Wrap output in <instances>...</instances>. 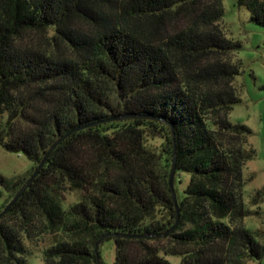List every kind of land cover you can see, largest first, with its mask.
<instances>
[{
    "label": "trees",
    "instance_id": "16d2710c",
    "mask_svg": "<svg viewBox=\"0 0 264 264\" xmlns=\"http://www.w3.org/2000/svg\"><path fill=\"white\" fill-rule=\"evenodd\" d=\"M235 2L264 25V0ZM222 16L221 0H0V146L32 162L23 175L0 174V214L58 141L0 215L5 264H27L34 214L63 235L45 264H108L95 252L105 233L120 234L102 239H113L112 264L262 256L239 224L253 150L250 129L228 119L239 97L227 57L239 45ZM66 190L78 194L67 205ZM176 206V228L158 235Z\"/></svg>",
    "mask_w": 264,
    "mask_h": 264
},
{
    "label": "rangeland",
    "instance_id": "374dc122",
    "mask_svg": "<svg viewBox=\"0 0 264 264\" xmlns=\"http://www.w3.org/2000/svg\"><path fill=\"white\" fill-rule=\"evenodd\" d=\"M223 16L218 21L224 36L237 43L239 47L231 48L227 58L233 62L237 74L229 80L234 89V95L239 97L228 113V119L240 123L250 129L246 134L248 145L253 155L243 167V202L249 213L239 224L253 233L255 239L264 246V25L253 22L250 13L244 6L236 4L235 0H221ZM183 19L173 21L174 25L183 24ZM61 47L57 43L56 48ZM211 59H209L210 61ZM159 140L154 139L151 148L158 151ZM32 162L20 153H13L0 146V174L6 178L23 175ZM186 183V176H182ZM260 192V198L253 202L254 196ZM75 191L64 192L65 205L76 201ZM30 231V236L24 240L27 264H45L44 251L59 239L63 238L60 231L49 230L40 215H36ZM11 218L4 221L11 222ZM104 261L112 264L115 247L113 239L101 241L98 245ZM100 257V256H99ZM172 264H178L177 256H165ZM245 264H264V253L260 258L248 257ZM14 262V261H13ZM0 264H5L0 255Z\"/></svg>",
    "mask_w": 264,
    "mask_h": 264
},
{
    "label": "water",
    "instance_id": "95a60500",
    "mask_svg": "<svg viewBox=\"0 0 264 264\" xmlns=\"http://www.w3.org/2000/svg\"><path fill=\"white\" fill-rule=\"evenodd\" d=\"M58 143V141H56L55 143H53L49 150L46 152L45 156L43 157L42 161L38 164V166L36 167V169L34 170V172L32 173V175L30 176V178L26 181V183L24 185H22V187L19 189V191L16 193V195L13 197V199L8 203V205L5 207V209L2 211V213H4L14 202L15 200L18 198V196L21 194V192L27 187V185L32 181V179L35 177V175L37 174L38 170L40 169V167L43 165L44 163V159L45 157L49 154V152L52 150V148H54V146ZM175 156L173 158V162H172V167H171V173H170V177H169V185H170V188H171V191H172V195H173V199H174V202H175V192H174V188H173V175H174V169H175ZM176 212H177V217H176V221L174 223V225L169 228L167 231L163 232V233H160L158 235H166L168 232H170L171 230H173L174 228H176L177 224H178V221H179V217H178V208L176 206ZM1 213V214H2ZM0 214V215H1ZM113 235H120V234H112V233H105V234H102L100 236V238L98 239V241L96 242L95 244V252H96V257H97V260L99 261V255L97 253V247L99 245V243L102 241L103 237H106V236H113Z\"/></svg>",
    "mask_w": 264,
    "mask_h": 264
}]
</instances>
